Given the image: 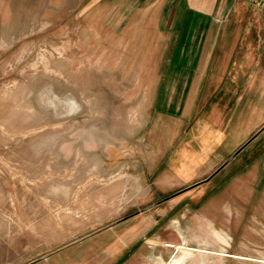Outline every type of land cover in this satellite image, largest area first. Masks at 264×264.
I'll list each match as a JSON object with an SVG mask.
<instances>
[{
	"label": "rangeland",
	"instance_id": "rangeland-1",
	"mask_svg": "<svg viewBox=\"0 0 264 264\" xmlns=\"http://www.w3.org/2000/svg\"><path fill=\"white\" fill-rule=\"evenodd\" d=\"M160 17L137 0H0L9 264H264V214L227 221L224 171L209 180L212 158L189 166L178 149L195 134L162 69ZM137 211L146 230L129 228Z\"/></svg>",
	"mask_w": 264,
	"mask_h": 264
},
{
	"label": "crops",
	"instance_id": "crops-1",
	"mask_svg": "<svg viewBox=\"0 0 264 264\" xmlns=\"http://www.w3.org/2000/svg\"><path fill=\"white\" fill-rule=\"evenodd\" d=\"M140 3L159 6L160 30L173 38L161 51L171 54L162 69L166 82L176 86L172 92L178 115L188 119L193 135H198L178 146L190 160L187 165L212 158L219 168L209 180L224 171L226 220L243 222L249 221L248 214H264V207L244 201L264 198V0H137ZM145 213L129 216V228L135 225L137 230L139 223L146 230ZM58 254L24 264H52ZM0 258V264H9L7 256Z\"/></svg>",
	"mask_w": 264,
	"mask_h": 264
}]
</instances>
